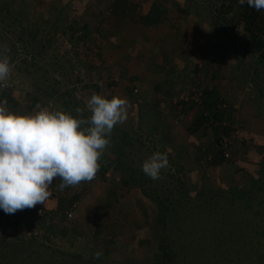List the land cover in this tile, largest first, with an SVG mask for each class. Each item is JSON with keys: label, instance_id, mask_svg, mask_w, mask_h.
Returning <instances> with one entry per match:
<instances>
[{"label": "rangeland", "instance_id": "374dc122", "mask_svg": "<svg viewBox=\"0 0 264 264\" xmlns=\"http://www.w3.org/2000/svg\"><path fill=\"white\" fill-rule=\"evenodd\" d=\"M55 1L56 6H47L44 0H13L0 11V51L8 55L11 68L7 87L0 86V102L13 99L16 113H33L39 103L78 117L76 108H85L93 92L125 98L127 118L114 126L98 163L109 168L107 178L118 182L125 200L119 209L130 215L101 219L102 231L115 235L113 242L112 236L108 241L100 235L89 238L93 232L89 220L81 226L83 219L72 213L78 237L64 239L55 233L56 227L43 230L36 216L25 220L19 216V223L16 212L3 211L0 264H150L161 234L155 216L162 208L174 251L168 264H264V65L246 44L249 37L243 22L233 28L219 27L210 22L214 21L212 6H206L204 57L170 60L164 54L158 61L143 59L147 69L154 61L178 63L184 70L180 74L138 76L130 69L124 73L117 53L97 58L96 68L89 72L82 53L90 50V43H82L86 35L70 26L80 8H71L73 0ZM22 2L29 4L22 6ZM42 6L45 10L38 11ZM192 37L188 47L196 46ZM164 39H158L159 46H164L160 42ZM148 46L154 49L153 44ZM96 48L104 52L103 46ZM108 68L120 74L106 75L103 71ZM205 88L226 98L222 107L233 115L227 146L219 151L209 124L189 132L196 110L191 103L200 102ZM181 100H187L185 107L175 108ZM7 107L11 109L10 103ZM83 115L90 113L85 110ZM213 118L212 124H218ZM157 151L167 155L168 166L161 170L160 179L153 180L141 166ZM128 173L143 185L142 190L127 187ZM99 179L98 168L92 182ZM165 207H171L172 213ZM82 230L89 232L88 238L78 235ZM119 230L126 235L123 241L132 237L137 241L148 233L150 244L128 247L118 241ZM104 242L109 252L102 251ZM97 251H102L99 259L94 258Z\"/></svg>", "mask_w": 264, "mask_h": 264}, {"label": "crops", "instance_id": "0c3cea01", "mask_svg": "<svg viewBox=\"0 0 264 264\" xmlns=\"http://www.w3.org/2000/svg\"><path fill=\"white\" fill-rule=\"evenodd\" d=\"M12 1L7 0L6 2L11 4ZM42 1L39 0L40 3ZM44 1L47 6H56L55 0ZM49 1H52V3H49ZM26 3L22 2V6H28L29 3ZM71 4V8H80L78 10L81 12L78 13V20L74 18L70 26L75 28L76 31L80 32L81 30L86 35L82 37V43L83 41L86 44L90 43V50L84 49L82 53L86 58L84 68L90 72L96 68L95 61L97 58H106L108 54L117 53L115 57L123 64L120 68L124 73L129 72L130 69L131 74L138 76H166L183 73V68L177 66L180 64L172 62V64L162 65L157 62L158 58H162V55L165 54L170 60L189 57H200L201 59L205 56L203 44L206 33L204 30L205 21L203 20L209 12L208 8V11L206 10V6H212L215 22L213 20H210V22L226 28L237 26L240 22L242 6H244L239 5L237 0H73ZM45 7L42 6L37 10L43 12ZM156 7L164 9L159 21L153 20L154 8ZM64 9L65 11L68 10L67 7H64ZM64 14L67 15L66 12ZM84 37H86V40ZM160 37H166V39L160 41L163 42L164 46L158 45ZM188 37H192L196 41V46H187ZM148 44H153L154 49L149 50L147 48L149 47ZM98 45L103 46V53L106 54H100L96 48ZM215 51L220 52L221 49L217 48ZM150 58L157 61H154L152 65L147 64L149 67L147 69L145 67L146 62H143V59L149 61ZM128 60H132L130 67L127 64ZM158 65L160 68H158ZM218 68H220L219 65ZM109 69L103 71V73L110 76L115 73L120 74V71L115 72ZM194 69H196V66ZM8 103H10V110L15 112L13 108L17 107H14L13 99L8 100ZM38 105L39 103H35L34 109L38 110ZM92 181H82L77 186H69L61 190L59 188L61 180L56 178L50 185L51 196L44 204H38L31 209L18 210L14 214V219L16 216L17 219L21 216V220H25L24 217L29 219L31 216H36L40 220L43 230L50 231L51 229L48 226L56 227L58 230L55 233L60 238L66 239L70 235L73 237L78 232H75V229L72 228L74 219L66 215L67 212H71L74 216H79V219H83L81 226L89 220L87 224L93 232L89 237V232L86 233V230H82L78 233L81 238H92V236L97 238L100 235L103 236L102 240L108 241L111 236L114 237L115 235H111V231H106V234L102 231L101 219L105 215L113 219H127L130 212L119 209L122 208L125 200L117 184L118 182L116 183L114 180L107 178L106 174L104 179L100 178L96 182ZM117 210H121V213H118ZM1 212L3 213L2 208H0V214ZM22 215H24L23 218ZM5 216L12 219L8 215ZM112 226L115 230L120 227V225L114 223ZM121 231L117 232L118 241L127 242L125 245L128 247L139 246L134 237H132V240L124 239V242L122 239L126 235L124 233L121 236ZM76 237L78 236L76 235ZM109 241L114 242L115 237ZM101 247L103 252L110 251L105 246V242Z\"/></svg>", "mask_w": 264, "mask_h": 264}, {"label": "clouds", "instance_id": "9594fccd", "mask_svg": "<svg viewBox=\"0 0 264 264\" xmlns=\"http://www.w3.org/2000/svg\"><path fill=\"white\" fill-rule=\"evenodd\" d=\"M257 11L264 0H237ZM11 68L9 57L0 51V86L7 87ZM0 102V208L6 214L44 204L51 196L50 185L59 178V188L91 181L114 126L127 118L128 102L93 92L85 108L74 117L63 109L37 106L33 113H16ZM87 110L90 115L85 117ZM165 153L154 152L142 162V171L153 180L167 168ZM102 251L94 258L99 259Z\"/></svg>", "mask_w": 264, "mask_h": 264}, {"label": "trees", "instance_id": "16d2710c", "mask_svg": "<svg viewBox=\"0 0 264 264\" xmlns=\"http://www.w3.org/2000/svg\"><path fill=\"white\" fill-rule=\"evenodd\" d=\"M7 0H0V11L4 10L5 6L8 5ZM6 3V4H5ZM164 9L161 7L154 8V18L153 20H158L160 15L163 14ZM240 22H243V28L248 33L249 40L247 41V46L251 48L252 52L257 55L259 63L264 65V10L257 11L254 8L248 6V4H244L242 6V11L239 18ZM235 27V26H233ZM39 33V30L36 31ZM200 102L193 101L191 103V108L195 107L194 111V119L191 121V125L189 128V132L193 133L200 127L204 125H208L211 127L214 134V145L218 147V151L224 149L227 146L226 144V136L229 134L230 124L233 121V115L231 109H224L222 106L227 102L226 98L216 93L215 90L211 88H205L200 93ZM187 100H181V102H176L174 107L180 106V108L185 107ZM213 115V119L222 121L220 124H212L210 121ZM225 143L224 145H222ZM216 161V160H213ZM259 167L263 168V165H259ZM109 168L106 166H100V178L104 179V176ZM180 185H183V180H178ZM124 183L128 188L132 189L133 187H137L140 190L143 189V185L138 183V181L133 177L132 173H128V177L124 180ZM203 193V192H200ZM157 199V197L155 198ZM150 202H155L153 199H150ZM172 203V202H171ZM174 204V203H173ZM172 204V205H173ZM157 209V208H156ZM167 211H171V207H165ZM170 213V216H171ZM165 212L164 208L161 209V212L155 216V222L158 224L161 230L160 240L158 243L157 252L153 254L152 260L150 264H168V262L172 259L173 256V248L167 237L168 233L166 231L167 226L169 225V221H165ZM17 221V217L15 218ZM171 233H169L170 237ZM150 237L148 233L144 234L142 239H138V244L141 245H149Z\"/></svg>", "mask_w": 264, "mask_h": 264}, {"label": "built area", "instance_id": "2783aa9c", "mask_svg": "<svg viewBox=\"0 0 264 264\" xmlns=\"http://www.w3.org/2000/svg\"><path fill=\"white\" fill-rule=\"evenodd\" d=\"M68 217H71V212H67L66 214Z\"/></svg>", "mask_w": 264, "mask_h": 264}]
</instances>
